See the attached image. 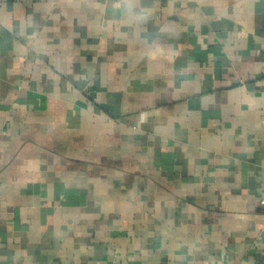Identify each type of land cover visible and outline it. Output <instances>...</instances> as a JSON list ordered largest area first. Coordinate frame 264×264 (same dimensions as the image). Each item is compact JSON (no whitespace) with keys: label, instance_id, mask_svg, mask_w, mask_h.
<instances>
[{"label":"crops","instance_id":"0c3cea01","mask_svg":"<svg viewBox=\"0 0 264 264\" xmlns=\"http://www.w3.org/2000/svg\"><path fill=\"white\" fill-rule=\"evenodd\" d=\"M264 0H0V264H264Z\"/></svg>","mask_w":264,"mask_h":264},{"label":"built area","instance_id":"2783aa9c","mask_svg":"<svg viewBox=\"0 0 264 264\" xmlns=\"http://www.w3.org/2000/svg\"><path fill=\"white\" fill-rule=\"evenodd\" d=\"M260 205L264 206V198L260 200Z\"/></svg>","mask_w":264,"mask_h":264}]
</instances>
